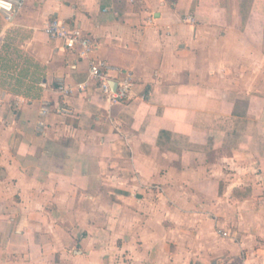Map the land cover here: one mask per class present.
I'll return each instance as SVG.
<instances>
[{
	"label": "crops",
	"instance_id": "crops-1",
	"mask_svg": "<svg viewBox=\"0 0 264 264\" xmlns=\"http://www.w3.org/2000/svg\"><path fill=\"white\" fill-rule=\"evenodd\" d=\"M55 17L136 84L108 106L89 82L39 129L56 83L87 79L44 33ZM0 25V47L22 37L0 87V264H109L112 245L180 264L187 243L264 264L245 251L264 244V0H23Z\"/></svg>",
	"mask_w": 264,
	"mask_h": 264
},
{
	"label": "built area",
	"instance_id": "built-area-1",
	"mask_svg": "<svg viewBox=\"0 0 264 264\" xmlns=\"http://www.w3.org/2000/svg\"><path fill=\"white\" fill-rule=\"evenodd\" d=\"M22 1L0 0V13L6 21L13 17ZM185 20L192 22L194 17L188 15ZM43 31L49 39L60 42L64 50L87 64V79L76 86L68 85L63 80L56 83L53 90L61 96V101L56 107H53L49 101L42 100L39 108L40 119L37 122L39 129L45 126L47 117L53 111L63 115L72 114L69 98L75 92L85 90L89 82L93 83L95 88L104 96L108 106L127 102L131 99L133 87L136 84L133 74L129 70L115 67L103 59L92 57L91 54L96 44L78 26L71 25L55 17L45 23ZM40 86L45 87V83H40ZM20 102H23V100L18 98L16 104ZM218 234L222 237L228 236L226 230L220 231Z\"/></svg>",
	"mask_w": 264,
	"mask_h": 264
},
{
	"label": "rangeland",
	"instance_id": "rangeland-1",
	"mask_svg": "<svg viewBox=\"0 0 264 264\" xmlns=\"http://www.w3.org/2000/svg\"><path fill=\"white\" fill-rule=\"evenodd\" d=\"M5 21L6 20L3 18L2 14L0 13V22L5 23ZM0 28H1V25H0ZM7 39H8L7 41L10 42V46H11L10 49L8 50V52H10L11 56H13V54L15 53V50H18V46L21 43L22 37H19L14 32H11V35H9V37H7ZM15 56H16V54H15ZM10 69H11V67L7 70L0 69V87L13 90L16 87H14L15 85H14L13 81H11V82L9 81V78L11 77V75H8L9 74L8 72L10 71ZM194 233L196 234L195 231H194ZM259 238H260V241L263 240V234L262 233H260ZM179 245L184 246L183 244H179ZM118 247H119V245H112L111 246L112 250L114 251V253H113L114 257L109 262V264H130V263H133L130 258H129V262H126L125 260L124 261L119 260L120 249ZM184 248H185L184 250H181V254L185 255V256H189V259L183 258V261L180 262V264H215V260L213 258L211 259L212 256L210 254L211 252H213L214 248L212 250L207 249V255H205V257L202 260L200 259V255H202L201 252L204 251V249L202 248L201 245H198V244L197 245H191V244L187 243ZM226 248H227V246L225 244L224 249H226ZM251 249H253V250H251ZM226 250H227V253H224V256L222 258L227 257V255L231 252L230 249H226ZM256 250H258L261 253V254H259V253H256V254L261 256L262 252H264V244L252 245L250 250L247 249L245 251H250V252L254 253V252H256ZM194 252H195V258L191 259V256ZM178 262L179 261H177V263ZM218 263H220V264H222V263L223 264H235L231 261H225V260H224V262L222 260H218Z\"/></svg>",
	"mask_w": 264,
	"mask_h": 264
},
{
	"label": "trees",
	"instance_id": "trees-1",
	"mask_svg": "<svg viewBox=\"0 0 264 264\" xmlns=\"http://www.w3.org/2000/svg\"><path fill=\"white\" fill-rule=\"evenodd\" d=\"M7 37H8V35H7ZM7 37L5 38L4 42L2 43V45L0 47V69H3V70H7L11 66L15 65L14 63H12V65L9 66L10 57L8 56V50L10 49L11 46H10V42L7 41L8 40ZM14 54H16V57H19L18 56V54H19L18 50H15ZM33 73H35V72H33Z\"/></svg>",
	"mask_w": 264,
	"mask_h": 264
}]
</instances>
